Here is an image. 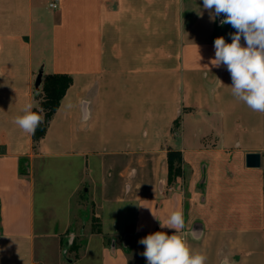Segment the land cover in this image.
I'll use <instances>...</instances> for the list:
<instances>
[{"label": "crops", "instance_id": "obj_1", "mask_svg": "<svg viewBox=\"0 0 264 264\" xmlns=\"http://www.w3.org/2000/svg\"><path fill=\"white\" fill-rule=\"evenodd\" d=\"M226 27L203 0H0V264H64L71 223L51 225L48 200L56 162L76 171L73 198L87 186L101 228L91 226L67 264H132L138 237L173 211L206 264H264V113L233 97L226 66L210 64L215 38L232 42ZM39 68L72 81L34 145L12 121L36 106ZM168 149L184 168L173 183ZM249 151L261 153L260 167L245 165ZM191 152L208 155L200 172ZM126 233L128 252L116 237Z\"/></svg>", "mask_w": 264, "mask_h": 264}, {"label": "clouds", "instance_id": "obj_2", "mask_svg": "<svg viewBox=\"0 0 264 264\" xmlns=\"http://www.w3.org/2000/svg\"><path fill=\"white\" fill-rule=\"evenodd\" d=\"M203 9L209 11L213 21L223 14L221 26L230 24L236 30L230 34L231 43H226L223 36L215 38V58L210 64L226 66L233 97L252 111L264 113V0H203ZM242 37L245 46L241 45ZM33 107L32 103L25 104L20 109L22 114L12 121L28 135H34L44 120L39 114L43 109L33 111ZM160 227L175 232L168 235L157 231L139 240L145 246L142 255L147 264H206L207 256L193 253L184 236L178 234L185 228L182 211H173Z\"/></svg>", "mask_w": 264, "mask_h": 264}, {"label": "rangeland", "instance_id": "obj_3", "mask_svg": "<svg viewBox=\"0 0 264 264\" xmlns=\"http://www.w3.org/2000/svg\"><path fill=\"white\" fill-rule=\"evenodd\" d=\"M217 24L224 28H227V33L230 35L234 33L236 30L230 25L225 24L221 26L220 20H218L217 17ZM39 105V103H38ZM198 156V157H197ZM208 158V155L205 153L196 154L195 152H191L188 154V160L193 162L195 164L198 170V172L201 171V167H203L204 164H206V159ZM56 163H53L55 166H52L49 172L50 176V194L48 196L49 203L51 205L50 209V215H51V225L56 223L57 229L59 231H62L67 223H71L69 229L66 231L65 234L60 238L61 243V261H64V264H67L68 259L75 258L77 246L83 242V240L86 238L88 232L91 230V226L93 225L92 220H98L96 217H94V209L92 205L88 202V194L84 192V190L87 188V186H83L82 189V195H77L73 198L74 195H72V191H74L75 184L78 183V177L75 175L76 171L75 169H72L70 172L67 173L66 171L59 169L58 165ZM75 172V173H74ZM200 176L195 179H193L192 182V188L195 189ZM41 187L38 185L36 190V210H37V218L41 214V209L39 208L41 201H40V193H41ZM201 197V196H200ZM72 198V203H70ZM88 198V199H87ZM77 202V203H76ZM79 203V204H78ZM73 216V217H71ZM125 234H122L118 237V239L121 241L123 240ZM171 235V234H168ZM141 238L138 237V241ZM114 241L113 238H110L109 240L106 239V242H112ZM145 250V246L139 243V247L136 249V251L133 253L132 256V264L135 263V260L138 258H144L146 259L142 253ZM87 258H84L81 260V263L78 264H87L86 260ZM66 262V263H65ZM147 262V261H146Z\"/></svg>", "mask_w": 264, "mask_h": 264}, {"label": "trees", "instance_id": "obj_4", "mask_svg": "<svg viewBox=\"0 0 264 264\" xmlns=\"http://www.w3.org/2000/svg\"><path fill=\"white\" fill-rule=\"evenodd\" d=\"M72 78L66 73H46L42 75L39 89L36 90L35 98L37 100L36 106L33 107V111H38L42 108L43 112L39 113L44 117L43 123L39 125L34 135H31L34 145L45 135L48 123L57 109L60 100L66 89L69 87ZM39 103V105H38ZM180 124V117H177L173 121V126L178 127ZM22 169L28 170V164L22 163ZM166 165V177L168 183H173L178 176H182L184 168L182 165V156L179 150L168 149L165 157ZM92 231L101 232L100 224L98 220H92ZM159 229H161L159 227ZM162 231V230H161ZM122 247L125 251H130L134 241L132 237H128L127 245ZM138 264H147L145 261H141Z\"/></svg>", "mask_w": 264, "mask_h": 264}, {"label": "water", "instance_id": "obj_5", "mask_svg": "<svg viewBox=\"0 0 264 264\" xmlns=\"http://www.w3.org/2000/svg\"><path fill=\"white\" fill-rule=\"evenodd\" d=\"M222 19H224L223 14H221L218 17V20H222ZM42 73H43L42 68H39L37 75H36V78H35V83H34L35 90L39 89V85H40L41 78H42ZM245 165L247 167H260L261 166V153L259 151L246 152V154H245ZM202 172H203V175H202V178L200 180V184L203 183L204 178H205L204 169ZM201 230H202V225L199 222H195L192 225L191 234L194 236L196 232H199ZM157 231H161V229H159L158 226H156V228H155V232H157ZM127 235L128 234L126 233L123 237V245H127V242H128V236Z\"/></svg>", "mask_w": 264, "mask_h": 264}, {"label": "built area", "instance_id": "obj_6", "mask_svg": "<svg viewBox=\"0 0 264 264\" xmlns=\"http://www.w3.org/2000/svg\"><path fill=\"white\" fill-rule=\"evenodd\" d=\"M50 6H51V7H55V2H51V3H50Z\"/></svg>", "mask_w": 264, "mask_h": 264}]
</instances>
